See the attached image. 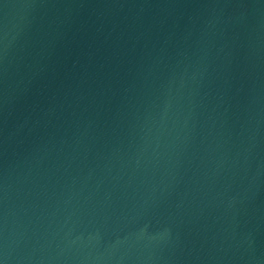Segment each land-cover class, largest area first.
<instances>
[{
  "label": "water",
  "instance_id": "1",
  "mask_svg": "<svg viewBox=\"0 0 264 264\" xmlns=\"http://www.w3.org/2000/svg\"><path fill=\"white\" fill-rule=\"evenodd\" d=\"M0 264H264V0H0Z\"/></svg>",
  "mask_w": 264,
  "mask_h": 264
}]
</instances>
